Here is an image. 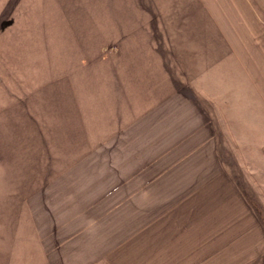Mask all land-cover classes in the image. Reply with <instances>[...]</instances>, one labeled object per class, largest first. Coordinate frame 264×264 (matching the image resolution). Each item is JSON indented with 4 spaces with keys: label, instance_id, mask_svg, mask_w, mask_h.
Here are the masks:
<instances>
[{
    "label": "crops",
    "instance_id": "obj_1",
    "mask_svg": "<svg viewBox=\"0 0 264 264\" xmlns=\"http://www.w3.org/2000/svg\"><path fill=\"white\" fill-rule=\"evenodd\" d=\"M132 1L0 20V264H264V0Z\"/></svg>",
    "mask_w": 264,
    "mask_h": 264
},
{
    "label": "rangeland",
    "instance_id": "obj_2",
    "mask_svg": "<svg viewBox=\"0 0 264 264\" xmlns=\"http://www.w3.org/2000/svg\"><path fill=\"white\" fill-rule=\"evenodd\" d=\"M132 2V0H128V4H126L125 6V11H132ZM169 4L170 7L173 5V7L176 6L178 8H187V3L181 0H171V2L169 0H157L156 8L157 11H159L162 15L163 19H165V17L167 18V16H164L166 13H170V10H168ZM9 5L16 8L13 13V16L16 17V19L17 15L22 16L17 19V24L24 23L29 25H36L37 21H40L41 24H43L42 26H47L49 28L61 26H66L65 28L71 27L72 29L77 28L78 30H84L88 28V30L90 31V39H88V32L82 31L79 36V41L82 42L83 45H78V47L80 46L81 49L80 47H77V52L78 55L82 53L85 57L92 58L98 55L101 51L100 48H96L97 43L99 42V40H101L100 32L102 31L103 33L104 31H106V28H109L112 25L111 21L106 25L104 24L103 26L99 24V21L101 20L100 12L111 10L113 11L117 9V0H0V20L7 18L4 15L7 14ZM184 10H181L180 12H184ZM40 12H42L41 15ZM114 14L116 15V13ZM171 36L172 41L180 40L179 34H171ZM181 36L185 37V35ZM84 41H86V43H83ZM59 46L60 48H56L57 45H53L52 49L46 51L45 55H49L48 53L56 55V52H59V54L65 53V55H68L69 50L63 47V41L59 43ZM77 68L80 73L84 72V68H80L79 66H77ZM80 83L84 82L80 81ZM214 99L221 101L220 105L222 106L229 105L226 97L224 99H221L217 98V96H214ZM246 99V101L248 102L249 98L247 97ZM256 116L257 115L255 112H253L251 115V117H253L254 119L257 118ZM261 164L262 163L260 162L258 166L259 173L261 172V167L264 166V163L262 165ZM262 174H264L263 169ZM29 239L28 249L31 255L33 254L32 250L36 251V245L33 241L31 226H29ZM19 245L20 244L18 243V240H15V246L13 247V249L15 251L24 249H19ZM13 260H15V257L13 258Z\"/></svg>",
    "mask_w": 264,
    "mask_h": 264
}]
</instances>
